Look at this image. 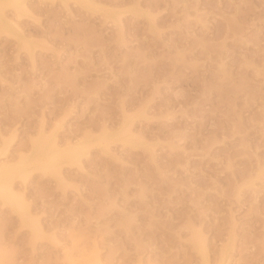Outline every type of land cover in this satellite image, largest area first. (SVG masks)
Wrapping results in <instances>:
<instances>
[{"label":"rangeland","instance_id":"rangeland-1","mask_svg":"<svg viewBox=\"0 0 264 264\" xmlns=\"http://www.w3.org/2000/svg\"><path fill=\"white\" fill-rule=\"evenodd\" d=\"M95 2L119 20L75 0L6 9L31 46L0 29V161L42 128L64 144L125 114L149 144L17 178L44 230L0 198V264H203L197 233L211 264L229 245L226 264H264V0Z\"/></svg>","mask_w":264,"mask_h":264},{"label":"bare ground","instance_id":"bare-ground-1","mask_svg":"<svg viewBox=\"0 0 264 264\" xmlns=\"http://www.w3.org/2000/svg\"><path fill=\"white\" fill-rule=\"evenodd\" d=\"M61 1L68 3L69 0ZM75 1L92 9H94V7H101L105 10V14L107 16L114 17L116 16L115 13H117V11L113 8L105 7L103 5L101 6L100 4L96 3L95 0ZM27 4V0H0V29L8 35L17 38L23 47H26L30 50L31 43H29V41L26 39L25 34L18 24V21L13 18H9L8 15L12 17V13L7 15L6 10L7 8H12L16 13V17L18 18L26 12ZM114 19L116 21L119 20L115 17ZM110 126L105 124L99 133L87 131L81 138L75 140L74 137H72L74 140H67L64 144H61L57 140L56 131L48 133L44 128H42L40 133L36 137L32 138L30 150L28 152H21L18 155L16 161L6 159L0 161V198L12 206V208L21 216L26 225L32 227L35 232L42 233L44 229L41 222L31 215L30 209L28 208L23 195L15 190V180L17 178L25 180L31 171L35 169L45 172L50 171L57 177L61 178L62 166L64 164H80L81 157L84 154H87L93 145H99L106 149L109 148L110 144L114 141H120L122 143L131 145L149 144L144 140L143 137L134 131L135 129H133L134 127L132 128L131 117L126 114L124 116L123 122L117 128L111 129ZM1 137L2 147L0 149V155H6L13 136L8 137L2 133ZM194 238L198 250L203 254V264H211L207 254L205 238L200 233L195 234ZM232 257V246H223L220 252V264H226V262ZM71 263L96 264V261L86 260L84 262H76L75 259H72Z\"/></svg>","mask_w":264,"mask_h":264}]
</instances>
